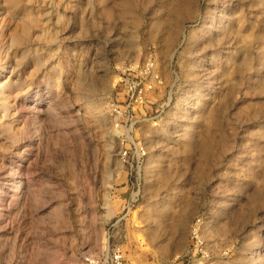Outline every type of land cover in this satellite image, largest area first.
Instances as JSON below:
<instances>
[{"label": "rangeland", "instance_id": "374dc122", "mask_svg": "<svg viewBox=\"0 0 264 264\" xmlns=\"http://www.w3.org/2000/svg\"><path fill=\"white\" fill-rule=\"evenodd\" d=\"M147 61L162 86L123 112ZM116 246L264 264V0H0V264Z\"/></svg>", "mask_w": 264, "mask_h": 264}, {"label": "built area", "instance_id": "2783aa9c", "mask_svg": "<svg viewBox=\"0 0 264 264\" xmlns=\"http://www.w3.org/2000/svg\"><path fill=\"white\" fill-rule=\"evenodd\" d=\"M119 83L122 85V91L125 96L126 106L123 112L128 113L129 110L134 111L139 109L146 101L147 95L154 89H159L162 86V80L153 62L147 61L144 64L134 65L126 69V73L122 74ZM118 110V109H117ZM114 112L119 113L114 108ZM157 112V111H156ZM156 116L150 120H155ZM153 126H156L155 121ZM125 141V140H124ZM131 145L125 147L122 151L121 158L124 162H128L133 157L137 167L143 163L147 157L145 146L140 143L130 142ZM132 146V148H131ZM126 177L131 176V171L125 172ZM192 238L196 245H201V239L197 228L192 229ZM124 253L120 247H114L106 257L93 255H84L82 257L83 264H122Z\"/></svg>", "mask_w": 264, "mask_h": 264}, {"label": "bare ground", "instance_id": "6f19581e", "mask_svg": "<svg viewBox=\"0 0 264 264\" xmlns=\"http://www.w3.org/2000/svg\"><path fill=\"white\" fill-rule=\"evenodd\" d=\"M126 134V133H125ZM107 247H105V249H106Z\"/></svg>", "mask_w": 264, "mask_h": 264}, {"label": "crops", "instance_id": "0c3cea01", "mask_svg": "<svg viewBox=\"0 0 264 264\" xmlns=\"http://www.w3.org/2000/svg\"><path fill=\"white\" fill-rule=\"evenodd\" d=\"M123 264V263H122Z\"/></svg>", "mask_w": 264, "mask_h": 264}]
</instances>
